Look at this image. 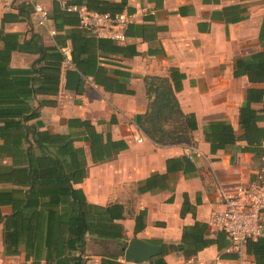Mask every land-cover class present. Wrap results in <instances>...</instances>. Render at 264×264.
Returning a JSON list of instances; mask_svg holds the SVG:
<instances>
[{"label":"crops","instance_id":"crops-1","mask_svg":"<svg viewBox=\"0 0 264 264\" xmlns=\"http://www.w3.org/2000/svg\"><path fill=\"white\" fill-rule=\"evenodd\" d=\"M40 1L48 9L49 25L54 28L51 15L57 12L62 2L87 6V1L93 7L101 8H115L122 2ZM124 1V10L129 12L131 20L129 27L123 30L125 39L114 40L124 46L122 53L103 52L96 42L93 45L97 64L108 76H117L124 84V90H105L88 78L84 92L76 94L65 88V69L71 65L64 62L57 94H38L33 100L34 105L42 100L54 102L40 108L39 119L43 123L40 129L75 133L80 128L69 126L68 120L78 118L88 120L104 137L109 134L112 140H120L126 145L116 155L94 163L88 143H76L85 151L86 174L77 187L82 188L87 201L102 206L119 203L124 208V218L117 221L123 227V237L88 236L85 264H99L102 257L111 253L119 255L120 261L123 248L132 237L161 245L167 264H239L236 255L229 250L230 241L226 234L208 226L207 219L223 208L220 188L231 190L254 179L264 162L261 155L241 150L245 141H236L211 152L203 128L209 121L224 120L231 124L236 135L242 131L239 109L245 102L247 89L262 84L251 83L246 75L234 76L235 62L262 49L264 43L260 41L259 33L264 26V0ZM20 7L24 8L22 12ZM142 8L149 12H143ZM5 34L14 35L7 36L9 42L11 39L19 43L28 41L25 50L11 51L8 64L14 68H29L34 64L37 53L33 49L38 40H30L32 35H37L44 45L55 43V35L51 37L37 25L32 6L21 0H0V49L4 48L1 37ZM172 68L184 74L176 97L183 112L195 115L197 129L192 132L193 145L156 144L135 121L136 115L144 113L148 106L144 77H168ZM115 71L127 75L118 76ZM251 106L264 108L262 102ZM259 113L264 115V110ZM257 125L264 131L263 119ZM30 128L37 129L36 125ZM136 135L142 137L141 142L134 141ZM172 159L180 161L171 162V167L179 166L180 169L169 173L165 189L138 191L149 176L165 173L167 161ZM3 162L9 163L10 160L5 158ZM185 199L187 205L181 215ZM0 212L8 215L11 206L2 205ZM139 213L144 227L135 233V218ZM195 221L206 223L207 237L221 235V248L212 244L194 255H184L179 248L182 230ZM0 264H31L24 259L23 252L5 255L2 223Z\"/></svg>","mask_w":264,"mask_h":264},{"label":"trees","instance_id":"trees-1","mask_svg":"<svg viewBox=\"0 0 264 264\" xmlns=\"http://www.w3.org/2000/svg\"><path fill=\"white\" fill-rule=\"evenodd\" d=\"M86 4L92 10L115 13L124 10L125 1L122 0L115 8L93 7L87 1ZM23 9L20 7L19 10L22 12ZM51 18L58 32L54 36L55 43L44 45L37 35H32L30 40H38L33 49L37 58L29 68H14L8 64L11 51L25 50L28 41H7V36L14 37L13 34L1 37L4 48L0 49V207L11 206L8 215L0 212L3 246L5 255L23 252L24 259L31 264H85L88 236L106 239L123 237V227L117 221L124 218V208L119 203L102 206L87 201L82 188L77 187L86 174L85 151L76 143H88L94 163L116 155L126 145L120 140H112L109 134L104 137L88 120L78 118L68 120L69 126L80 128L75 133L40 129L43 127L39 119L40 108L54 102L42 100L34 105L33 100L38 94H57L61 67L65 62L61 51L64 47L69 48L71 57V66L65 69L66 89L82 94L86 81L91 78L105 90L122 92L124 84L118 77L108 76L104 68L97 64L93 45L96 42L103 52L113 53H122L124 46L110 38L92 34L80 25L77 14L63 11L61 7ZM259 39L264 43L263 25ZM115 73L118 76L127 75L122 71ZM240 75H246L251 83L262 84L261 87L247 89L245 102L239 109L241 133L236 135L227 121L213 120L203 128L204 139L210 144L211 152L236 141H245L242 151L261 155L264 131L257 122L264 120V115L259 113L264 108L255 109L251 104L262 102L264 106V44L261 50L236 60L234 76ZM183 78V73L172 68L168 77L146 75L143 79L148 106L144 113L136 115L135 121L156 144H194L192 132L197 129L195 115L183 112L176 97ZM32 123L36 125V130L26 128ZM5 158L10 162H3ZM176 161L180 160H168L166 172L149 176L138 191L165 189L169 173L180 169L179 166L171 167L170 163ZM186 205L185 199L181 215ZM142 220L139 213L135 218V233L144 227ZM206 228V223L199 221L183 227L179 248L184 255H194L212 244L221 248V235L207 237ZM245 248L254 264H264V236L256 240L248 239ZM164 254L152 257L150 262L167 264ZM118 256L107 254L99 264H122Z\"/></svg>","mask_w":264,"mask_h":264},{"label":"built area","instance_id":"built-area-1","mask_svg":"<svg viewBox=\"0 0 264 264\" xmlns=\"http://www.w3.org/2000/svg\"><path fill=\"white\" fill-rule=\"evenodd\" d=\"M32 6L37 25L44 28L53 37L57 31L49 25V11L40 0H21ZM63 11L77 14L79 23L92 34L116 41H123V30L130 23L131 15L121 12L107 13L89 9L85 4L60 3ZM143 12H149L142 8ZM65 55V62L70 61L68 47L61 49ZM135 142H141L140 135L134 136ZM261 159L264 162V140L260 144ZM256 177L231 190L220 188L223 208L212 213L207 219V225L223 231L230 241L229 250L232 251L239 264H254L253 259L246 253L245 244L248 239L256 240L264 236V166L256 173ZM122 264H152L148 262H125ZM198 264H205L199 262Z\"/></svg>","mask_w":264,"mask_h":264},{"label":"water","instance_id":"water-1","mask_svg":"<svg viewBox=\"0 0 264 264\" xmlns=\"http://www.w3.org/2000/svg\"><path fill=\"white\" fill-rule=\"evenodd\" d=\"M33 127L35 125L26 126V128ZM186 159L187 157L184 156ZM123 259L125 262H148L152 257L161 255L163 253V249L161 245L152 244L146 240L132 237L127 246L123 248Z\"/></svg>","mask_w":264,"mask_h":264},{"label":"rangeland","instance_id":"rangeland-1","mask_svg":"<svg viewBox=\"0 0 264 264\" xmlns=\"http://www.w3.org/2000/svg\"><path fill=\"white\" fill-rule=\"evenodd\" d=\"M123 259V258H122Z\"/></svg>","mask_w":264,"mask_h":264}]
</instances>
